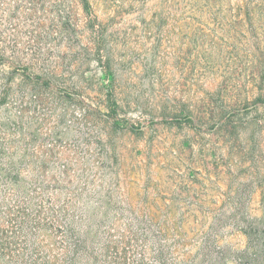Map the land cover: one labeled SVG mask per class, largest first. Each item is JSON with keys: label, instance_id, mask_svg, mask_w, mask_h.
I'll return each instance as SVG.
<instances>
[{"label": "rangeland", "instance_id": "rangeland-1", "mask_svg": "<svg viewBox=\"0 0 264 264\" xmlns=\"http://www.w3.org/2000/svg\"><path fill=\"white\" fill-rule=\"evenodd\" d=\"M0 52V264H235L264 0H0Z\"/></svg>", "mask_w": 264, "mask_h": 264}, {"label": "trees", "instance_id": "trees-1", "mask_svg": "<svg viewBox=\"0 0 264 264\" xmlns=\"http://www.w3.org/2000/svg\"><path fill=\"white\" fill-rule=\"evenodd\" d=\"M0 55L2 56L0 57V61L6 63L3 54ZM8 63L11 62L8 61ZM33 79H36L38 81L39 79H41V77L40 75H38L35 76ZM39 93L40 92L31 93V96L37 98L40 95ZM34 102L40 104L39 100H34ZM15 173V170L10 167V165L5 166L4 163L0 162V182L1 180H4L5 177L8 183L18 185L17 178L15 180L13 176H10L11 174ZM262 202H264V196H262ZM30 220L31 218L27 214H23L19 218H11V221L20 227V230L22 227L24 228L25 224H27ZM240 229L247 237V245L244 249L237 251L234 255L233 261L235 262V264H264V207H262V213L260 216L252 217V219H249L247 222H244L243 226H241ZM158 255L159 260L161 261L164 257L163 251L159 250ZM16 264L26 263L17 260Z\"/></svg>", "mask_w": 264, "mask_h": 264}]
</instances>
